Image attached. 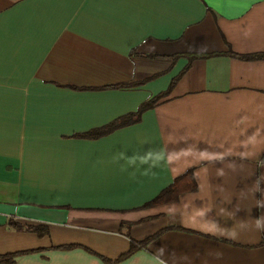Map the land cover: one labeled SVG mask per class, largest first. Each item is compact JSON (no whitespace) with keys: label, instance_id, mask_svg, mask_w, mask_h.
I'll return each instance as SVG.
<instances>
[{"label":"crops","instance_id":"0c3cea01","mask_svg":"<svg viewBox=\"0 0 264 264\" xmlns=\"http://www.w3.org/2000/svg\"><path fill=\"white\" fill-rule=\"evenodd\" d=\"M228 48L264 51V0H0V255L264 264V60L195 58L138 122L74 136ZM188 168L194 191L143 206Z\"/></svg>","mask_w":264,"mask_h":264},{"label":"trees","instance_id":"16d2710c","mask_svg":"<svg viewBox=\"0 0 264 264\" xmlns=\"http://www.w3.org/2000/svg\"><path fill=\"white\" fill-rule=\"evenodd\" d=\"M216 54H226L241 60H264V51L261 52H255V53H248V54H239L231 49H227L224 52H212V53H182L178 55H173L172 57H178V56H184L188 59V63L184 66V68L175 76H173L168 84V86L156 93L155 95L151 96L150 98L142 101L137 109L133 112L127 113L114 121L110 122L109 124L102 126L98 129H92L84 133H78L74 134L76 137H88V138H95L100 135L106 134L110 131H112L115 128L125 126L128 124H132L135 122H138L140 120L141 113L147 109H150L154 107L156 104H158L160 101L164 100L170 93L171 89L173 88L176 80L179 78V76L187 69V66L189 62L195 58H203V57H208ZM156 76V75H154ZM153 77V76H152ZM142 82V81H140ZM134 83H118L115 85H111L109 87H128L134 85ZM193 169L188 168L186 169L183 173L180 175L175 176L172 181L162 188L158 194H156L152 199L149 201L145 202L143 206H151V205H156V204H161L164 202H170V201H176L178 199V196L186 191H194L197 187L196 182L193 177ZM9 225L12 226L15 229H22L26 231H32L37 233L38 235H43L47 233V228L43 225H33V224H21L18 223L12 219L9 220ZM159 231L149 235L148 237L140 240V241H132L130 243L129 249L118 256L115 260L113 261H118L123 259L124 257L130 255L134 251H136L139 247H143L146 242H148L150 239L155 237ZM71 245H63L62 247L67 248L70 247ZM17 253H7V254H1L0 255V263H11L13 256H15ZM112 261V262H113Z\"/></svg>","mask_w":264,"mask_h":264}]
</instances>
